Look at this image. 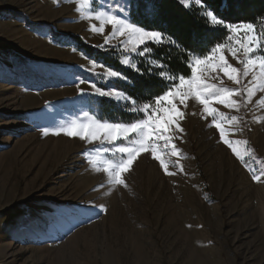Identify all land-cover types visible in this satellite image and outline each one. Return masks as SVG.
I'll return each instance as SVG.
<instances>
[{
	"label": "rangeland",
	"instance_id": "1",
	"mask_svg": "<svg viewBox=\"0 0 264 264\" xmlns=\"http://www.w3.org/2000/svg\"><path fill=\"white\" fill-rule=\"evenodd\" d=\"M121 7L128 16L126 0H94L96 10ZM77 8V0H0V264H264V175L253 179L264 170V108L256 104L264 92L239 112L214 105L241 118L225 128L254 150L247 166L193 98L180 105L183 132H172L181 154L166 157L175 174L142 153L124 174L127 187L109 185L88 162L94 145L53 134L86 113L98 118L107 97L80 88L117 86L95 74L105 69L89 71L94 59L69 36L102 48L126 39L105 44L112 27L93 31L100 22ZM218 75L210 82L237 87Z\"/></svg>",
	"mask_w": 264,
	"mask_h": 264
},
{
	"label": "snow or ice",
	"instance_id": "2",
	"mask_svg": "<svg viewBox=\"0 0 264 264\" xmlns=\"http://www.w3.org/2000/svg\"><path fill=\"white\" fill-rule=\"evenodd\" d=\"M187 6L190 0H182ZM196 4L204 7L202 0H195ZM78 11L85 12V18L94 19L100 22L99 26L93 24V31L104 33L106 26L112 27V32L105 37V44L111 43L116 37H126L121 41L120 48L125 53L121 63L131 67L137 72L140 68L134 62V57L150 56L154 45H170L179 47L176 40L167 33L157 30H148L145 27L133 22L129 16L121 15L124 8L117 10H96L94 0H77ZM205 19L213 25L223 26L231 35L228 43H216L207 55H195L189 57L191 74L187 77L166 71L167 62L159 63V58L151 63L159 68L157 73L162 79L169 81L167 89L160 95L152 98L151 102L140 105L138 98H133L126 90H120L114 84L107 87L97 86V83H90L91 92L80 88V94H92L100 97H107L126 104L129 110L134 113H142V118L132 119L128 122H109L98 119L95 115L88 116L85 120H73L63 127L57 128L53 134L59 136L62 133L72 138H79L94 145L92 152L88 153L89 164L97 172L107 174V183L114 186L127 187L124 174L131 170L133 163L142 153H150L159 161L163 170L168 175H174L169 171V163L166 157L169 153L172 156H179L181 151L177 148L172 135L173 129L183 132L179 120L183 119L184 112L180 105L187 107L189 99H195L203 106L205 119L211 116L212 126L219 130L220 137L227 144L233 153L246 164V157H252L254 150L247 147L248 141H233L229 139V132L226 131L225 123L228 125H239L241 118L236 115L228 116L220 112L215 104L224 105L239 112L241 107L252 103L253 97L258 92H264V29L258 30L254 23H229L216 10L206 9ZM103 47V45H101ZM236 59L242 68H237L229 62L225 51ZM134 54V55H133ZM105 69L103 73H95L96 68ZM89 71L97 76L102 75L105 80L128 81L129 77L120 71L105 68L103 64L91 61ZM216 73V76L212 74ZM219 73H223L228 80L237 87L229 88L220 84L211 83L210 80L218 79ZM251 76L247 84L243 80ZM81 84L89 83L81 80ZM242 85V86H241ZM235 97H243L237 100ZM256 104L264 108V96L256 100ZM257 122L260 118L257 117ZM236 130H242L237 128ZM49 129H44L43 134L47 136ZM96 144L101 147H95ZM243 144L244 150L239 147ZM110 154V155H109ZM183 171L182 165L177 164ZM252 170V169H250ZM254 171V170H253ZM261 175L254 174L253 179L260 181Z\"/></svg>",
	"mask_w": 264,
	"mask_h": 264
},
{
	"label": "trees",
	"instance_id": "3",
	"mask_svg": "<svg viewBox=\"0 0 264 264\" xmlns=\"http://www.w3.org/2000/svg\"><path fill=\"white\" fill-rule=\"evenodd\" d=\"M202 3L203 8L216 10L229 23H254L258 26L264 20V0H202ZM126 6L133 22L148 30L167 33L179 47L154 45L153 53L147 58L134 57V62L141 69L137 72L121 63L125 53L119 44L96 47L79 35L69 36V42L86 56L129 77L127 82H111L115 81L120 90L138 98L140 105L151 102L170 84L157 74L159 68L151 63L152 60L158 57L159 63L167 62L166 71L170 69L187 77L191 74L189 57L193 53L200 56L209 54L216 43L226 42L230 34L223 26L206 20L202 8L186 6L180 0H126ZM98 104V118L109 122H128L143 115L131 112L126 104L108 98L98 100Z\"/></svg>",
	"mask_w": 264,
	"mask_h": 264
}]
</instances>
